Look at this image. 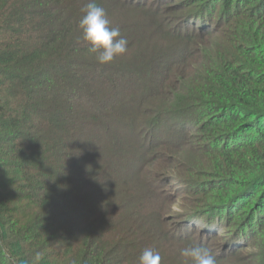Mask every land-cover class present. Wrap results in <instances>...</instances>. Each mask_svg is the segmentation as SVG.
<instances>
[{"label":"trees","instance_id":"16d2710c","mask_svg":"<svg viewBox=\"0 0 264 264\" xmlns=\"http://www.w3.org/2000/svg\"><path fill=\"white\" fill-rule=\"evenodd\" d=\"M87 2L0 0V264H264V0Z\"/></svg>","mask_w":264,"mask_h":264},{"label":"clouds","instance_id":"9594fccd","mask_svg":"<svg viewBox=\"0 0 264 264\" xmlns=\"http://www.w3.org/2000/svg\"><path fill=\"white\" fill-rule=\"evenodd\" d=\"M78 21L80 39L88 45L87 51L100 65L109 64L127 52L128 40L121 36L118 27L111 26L106 10L97 0H88L81 8ZM182 264H217L212 250L201 244H188L179 249ZM139 264H161L158 250L146 248L138 258Z\"/></svg>","mask_w":264,"mask_h":264},{"label":"rangeland","instance_id":"374dc122","mask_svg":"<svg viewBox=\"0 0 264 264\" xmlns=\"http://www.w3.org/2000/svg\"><path fill=\"white\" fill-rule=\"evenodd\" d=\"M181 187V184H179V183H177V182H172V183H170V184H168V186L167 187H165V191H167V192H170L169 194H180V192H178L177 190H179V188ZM223 235V234H222ZM216 246H217V244H216ZM210 248H212L211 246H210ZM255 251V250H254ZM254 251H252L251 249H250V247L248 248V249H246L244 252H243V254H242V259H244V261H247L246 260V258H248V257H250V255H251V253H253ZM236 264H246V263H244L243 261L242 262H238V263H236Z\"/></svg>","mask_w":264,"mask_h":264}]
</instances>
